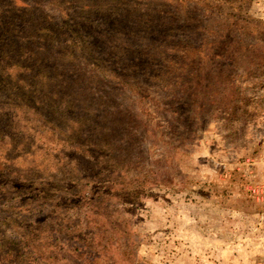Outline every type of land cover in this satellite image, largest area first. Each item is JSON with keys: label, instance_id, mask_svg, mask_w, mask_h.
Returning <instances> with one entry per match:
<instances>
[{"label": "rangeland", "instance_id": "1", "mask_svg": "<svg viewBox=\"0 0 264 264\" xmlns=\"http://www.w3.org/2000/svg\"><path fill=\"white\" fill-rule=\"evenodd\" d=\"M4 39L0 264H264V0H0Z\"/></svg>", "mask_w": 264, "mask_h": 264}, {"label": "trees", "instance_id": "2", "mask_svg": "<svg viewBox=\"0 0 264 264\" xmlns=\"http://www.w3.org/2000/svg\"><path fill=\"white\" fill-rule=\"evenodd\" d=\"M51 29H45L42 28V31H46L47 33L50 32ZM71 32V46L73 47L71 53L78 49L79 46H82L81 42L83 43V35L80 34L82 33L80 30L78 29H72L70 30ZM5 35L7 36L6 32ZM56 34H52V37L55 38ZM5 40V39H4ZM5 46L3 45L2 48V52H6L5 53V58L2 59V62L5 63L4 67H3V73H0V87H2L3 89L7 88V92L10 91V89H12V87L17 90L16 88L18 87V75L16 73H14V69H18V71L23 69H26V71L32 72L33 69L31 68L33 62H34V66L35 64L38 62V53L34 52V50L30 49V44L29 45H24L22 48H17V44L15 42H13V39H11V42H8L7 40H5ZM13 43V44H10ZM90 48V47H89ZM71 49V48H70ZM81 50V49H80ZM26 59V60H25ZM28 63V64H27ZM39 63V62H38ZM19 71V72H20ZM48 76H50V74H46L44 71H40V74H38L37 78L35 77V79L37 80L35 83L36 85L39 87H41V89L45 86L48 85V88H45V93L42 94V90L39 92H36L35 96L32 95V91L33 89H31L30 91L27 90L28 87L27 86V79L25 80L24 78H21V84H22V89H19V92L21 93L20 96H17L18 99H22V100H18L19 102L21 101V103L26 102L28 103V106L30 107H35L36 115L39 119H46L45 115L42 113L41 109L43 107H46L48 105H50V107L54 108L56 110V113L58 115H62L64 116L65 113L68 112V109H70L71 104L70 103H66V101H63L65 103V107L62 111L57 110L58 109V104L60 103L58 101V96H54V98H52V96H50V94H46V92L49 91V83H51V80L49 79V81L47 80ZM16 84V85H15ZM17 86V87H16ZM35 86V85H34ZM48 90V91H47ZM11 94V93H10ZM19 107V106H17ZM57 108V109H56ZM67 110V111H66ZM16 118V115H15ZM50 123V122H49ZM51 127L53 128V132H52V136L54 137L56 134H60L63 133V130L61 129V127H59L57 124L51 122L50 123ZM71 125H78V127L76 128V130H74V127H71V132H72V136L77 133V136L80 135L81 133V129H83V124L80 123L79 120H73ZM75 131V132H74ZM71 136V138H72Z\"/></svg>", "mask_w": 264, "mask_h": 264}]
</instances>
